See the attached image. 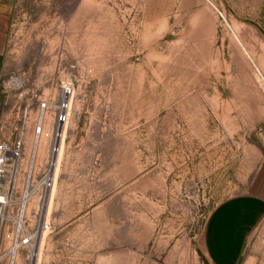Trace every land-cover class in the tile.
Wrapping results in <instances>:
<instances>
[{
    "label": "rangeland",
    "instance_id": "1",
    "mask_svg": "<svg viewBox=\"0 0 264 264\" xmlns=\"http://www.w3.org/2000/svg\"><path fill=\"white\" fill-rule=\"evenodd\" d=\"M13 1L0 141L22 132L27 161L40 104L73 89L35 264H211L212 210L264 199V6L235 15L211 0L236 42L200 0ZM239 264H264V217Z\"/></svg>",
    "mask_w": 264,
    "mask_h": 264
},
{
    "label": "built area",
    "instance_id": "2",
    "mask_svg": "<svg viewBox=\"0 0 264 264\" xmlns=\"http://www.w3.org/2000/svg\"><path fill=\"white\" fill-rule=\"evenodd\" d=\"M217 15L223 20L221 12ZM21 82L19 77H10L7 84L16 87ZM72 91V85L64 83L53 104H40L27 161L22 132L12 146L0 141V263L16 264L24 251L22 264H35L40 241L50 229L47 209ZM50 110L54 112L53 121L46 130L44 119ZM41 143L46 144V153L42 161H37L36 149Z\"/></svg>",
    "mask_w": 264,
    "mask_h": 264
},
{
    "label": "crops",
    "instance_id": "3",
    "mask_svg": "<svg viewBox=\"0 0 264 264\" xmlns=\"http://www.w3.org/2000/svg\"><path fill=\"white\" fill-rule=\"evenodd\" d=\"M200 1L211 9L223 30L238 42L225 10L218 8L211 0ZM215 1L235 15L261 13L264 6V0ZM13 7V0H0V62L7 52ZM255 7L257 8L254 9ZM217 11L222 13L223 20L218 17ZM263 217L264 199L259 197H234L218 204L208 215L200 238L201 247L211 264H239L248 237Z\"/></svg>",
    "mask_w": 264,
    "mask_h": 264
},
{
    "label": "bare ground",
    "instance_id": "4",
    "mask_svg": "<svg viewBox=\"0 0 264 264\" xmlns=\"http://www.w3.org/2000/svg\"><path fill=\"white\" fill-rule=\"evenodd\" d=\"M65 132V131H64ZM63 137L64 135H62V138L60 140V145H59V151H58V157H57V164H56V168H55V177H54V186H53V190H52V194H51V199L48 205V209H47V215H48V220L50 219V211H51V206L54 200V195H55V190H56V182H57V177H58V168H59V164H60V160L62 157V151H63ZM43 239V237H42ZM41 239V240H42ZM41 244V243H40ZM40 247V246H39ZM39 252V249H38ZM38 259V253H37V257L36 260ZM36 263V261H35Z\"/></svg>",
    "mask_w": 264,
    "mask_h": 264
}]
</instances>
